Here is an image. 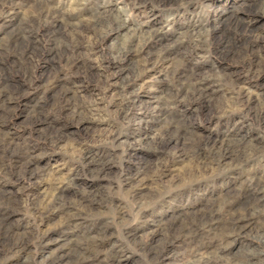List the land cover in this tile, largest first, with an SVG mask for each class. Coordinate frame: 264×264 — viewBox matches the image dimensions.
Segmentation results:
<instances>
[{
    "label": "rangeland",
    "instance_id": "rangeland-1",
    "mask_svg": "<svg viewBox=\"0 0 264 264\" xmlns=\"http://www.w3.org/2000/svg\"><path fill=\"white\" fill-rule=\"evenodd\" d=\"M42 1L45 0H0V194L1 191L11 193L16 200L14 207L5 210L8 214L6 222L8 227L26 240L24 248L18 252L6 256L1 253L0 261L8 259L13 264H64L68 260L69 248L93 232L97 221H101L108 236L105 249L115 244L116 247L120 246V254L127 257V264H145L131 248V243L120 238L119 230L126 225L145 230L163 219L166 213L175 210L189 212L201 207L208 199L216 198L231 186L234 185L235 188V184L244 178L264 173V153L251 159L249 165L234 166L231 176L219 170L220 172L192 178L189 177L192 171L189 159L172 157L163 177L149 182L143 190L140 201L148 205L143 206L142 209L145 210L141 214L134 209L133 202L128 198V188L123 184L119 185L118 175L126 173L127 170L131 173L138 172L142 170L144 162L152 168L165 157L164 153L154 150L162 139L165 126L160 123L152 124L150 128H137L130 121L131 117L125 121L117 120L115 107L120 101H126L127 95L119 93V90L125 87L126 93L146 100L147 104L140 111L155 114L156 110L153 108L167 100L168 93L176 84L175 81H170L173 67L194 70L197 77L203 76L209 82H214L211 101H180L174 114L170 109L165 113L176 117L182 112L185 113L187 120L191 122V130L198 135L222 136L227 132L235 140L248 133L251 144L257 142L259 146H264L260 125L254 124L252 118L234 112L227 115L211 110L216 103L224 106L226 103L223 101L230 98L229 82L234 83L236 90L243 88L254 93V97L257 94L259 99L264 100V59L261 63L252 60V71L256 69L261 72L255 77L247 73L240 55L245 48L264 55V17L260 18L257 13L261 5L259 0H187L159 7L149 2L139 4L136 0H88L83 11L76 14L74 9L78 0H49L53 8L60 9L64 14L65 21L62 24L55 22V19L44 21L39 17ZM228 4L238 5L237 19L249 16L255 18L250 22L251 26L256 27L255 33L243 30L229 32L232 34L231 42L235 49L226 58H220L213 49L200 54L189 51L185 57V51L180 46L177 50L179 55L184 56L180 65L169 61L154 63L150 52H156L158 48L152 45L142 50L138 46L132 47L127 58L117 65L103 69L106 63L111 62L112 47L123 40V36L96 38L94 35L92 38L94 32L88 28L73 37L70 34L71 28L68 27L71 22L75 24L78 17L86 18L95 11L102 13L122 7L125 9L122 18L131 29L140 30V34L150 24H160L163 42L170 44L175 40L180 42L179 33L189 29L191 25H197L196 21L205 27L223 24L222 19L226 15L221 13ZM12 37L17 38L16 42L12 41L7 45L6 42ZM154 41L148 40L147 43L150 45ZM207 41L214 43L211 37ZM138 76L140 78L135 79ZM80 101L89 104L96 101L99 104L97 122L91 127H87L85 121L79 120L77 123V118L73 115L72 107L76 104L74 102ZM112 132L114 136H125L115 142L110 139ZM134 133L143 136L141 143L134 144L132 153L125 158L127 148L134 143L133 138L128 135ZM100 138L102 142L106 138L110 140L101 143L98 141ZM11 149L20 158L14 160ZM176 149L178 148L171 147L167 153L171 155ZM27 150L35 156V163L31 166L35 175L31 179L22 174L26 161L23 153ZM88 151H95V157L110 161L107 176L96 178L84 172L81 161L83 154ZM143 159L146 161L143 162ZM68 180L70 181L67 182ZM62 181L67 182V193L64 192L67 197L83 195L84 192H81L91 186H102V192L108 199L122 202L123 208L117 211L111 205L102 203L95 208L94 213H84L81 220L72 224L66 223L61 214H48L41 219L31 217L22 210L25 201H37L43 195H50L51 189ZM2 211L0 208V212ZM36 231L39 235L46 232L47 244L44 243L43 246V243L31 238L30 233L34 234ZM155 240L158 243L161 236L157 235ZM243 240L244 242L233 245L231 251L236 252L240 247H258L252 232ZM260 259L264 260V252Z\"/></svg>",
    "mask_w": 264,
    "mask_h": 264
},
{
    "label": "bare ground",
    "instance_id": "bare-ground-1",
    "mask_svg": "<svg viewBox=\"0 0 264 264\" xmlns=\"http://www.w3.org/2000/svg\"><path fill=\"white\" fill-rule=\"evenodd\" d=\"M10 1L12 2L13 0ZM136 1L139 4H146L149 2L156 6L164 7L187 0ZM41 4L42 5L39 7V14L37 13L40 18L44 21L55 19V22L64 23V14L60 9L53 8L49 0L42 1ZM75 4L74 10H76V14H79L87 6L88 0H78ZM259 4L261 5V9L257 13L261 18L264 17V0H259ZM237 6L234 4L226 5L221 13L222 15H226L222 19L223 24L218 23L217 25H208L205 27L204 25H201L199 21H196L197 25H191L189 26V29L186 28L179 33V36H181L179 38L181 39L180 42H176L175 40L170 44L163 42L164 38L162 37L163 35L160 34L162 31V26L160 24H150L148 28L143 29L140 34L138 32L140 30L136 31L137 29H131L127 25V22L122 18L125 10L122 7L102 13L95 11L90 13L86 18L78 17L76 23L73 24L71 22L68 27L71 28L70 34L73 37L80 34L83 29L88 28L92 30V33L94 32L92 38L94 35H96V38L102 36L107 38L117 36L120 38V36H123V40H120L119 43L112 47L110 51V53H112L111 62L108 64L106 63L105 66L102 67L103 69H106L111 65H117L124 58H127L132 47L138 46V48L142 50L144 47H146L145 49H148L152 45L154 48H158V51L150 52V55L154 57V63L158 62L160 64L161 62L169 61L176 62L177 65L179 63L180 65V61H182L181 59L184 57H182L181 54L179 55L177 50L180 46L183 48V51H185V53H183L185 57H187L189 51L200 54V52L213 49L214 53L220 58H226V56L235 49L234 44L231 42L232 34L229 32L234 33L243 30L248 33H255L256 27L254 28L250 25V22L254 21L255 18L249 16V18L237 19L236 11L239 10ZM232 9L234 11L233 13ZM224 20L226 22H224ZM82 23H84V25H81ZM43 31L46 30L44 29ZM209 37H211L214 43L207 41ZM16 40L17 38L12 37L6 42V44L9 45L12 41L13 43L16 42ZM148 40H150V42L151 40L155 41L148 45ZM63 53L65 54V52ZM240 55H242V62L244 63L243 65L247 70V73L258 77V74L261 72H257L256 69L254 72L252 71V60L261 63L260 61L264 59V55H258L250 48L242 50V54ZM170 75L171 80H169L172 82L175 81L176 84H174V87L171 86L172 90L168 93V98L166 97L167 100H165L163 104L160 103V105L157 103L158 106L153 108V110H156L155 114L141 112L140 109L147 104V101L141 100L139 97H136V95L134 96V94L131 95L130 93H126L127 90L125 87L119 90V93H122L123 95L127 94L126 101H120V99V102L116 105L117 108L115 107L116 110L114 111L117 120L122 119L125 121L131 117L130 121L133 122L132 124L137 128H140L141 126L150 128L152 124L160 123H163L165 126L161 141L156 147H154V150L160 151L162 154L164 153L165 157L155 163L152 168L147 166L148 163L144 162L146 160L143 159L144 163L141 167L142 170L132 173L127 170L126 173H120L118 175L117 181L119 185L123 184L128 188L127 196L130 201L133 202L134 205H132L134 206V209L139 210L141 214H144L142 213L144 212L143 210H145L142 209L143 206H146V204L148 205V203H145L144 205V202L140 201L143 190H145L146 185L149 182H153L154 179L156 180L163 177L172 157H186L189 159L192 164V171L189 173L191 174L189 177L192 178L195 176L202 177L206 173L213 174L219 170L225 171L227 176H231L234 171V166L240 167L248 164V162L251 163V159L264 153V146H259L257 142L256 144L250 143L248 139L249 136L247 135L248 133L246 135L243 134L245 136L237 137L235 140L231 138L230 134L227 132L222 136L198 135L191 130V122L189 123L187 120L188 117L185 113L182 112V114L177 117L174 115L168 116L165 113L166 110L170 109L174 114L177 103L180 101H186L189 103L210 102L212 99L211 94L214 92V90L211 89L215 88L214 82H209L208 79L203 76L197 77L194 70H182L178 69L176 66L173 67ZM138 78H140V76L135 77V79ZM229 83V88L231 85V88L228 91L230 98H226L223 101L226 103L224 106L222 103V106H220L219 103L217 104L215 102L216 104L211 110L216 113H224L227 115L230 112L246 115L252 118L254 124L257 123L260 125L261 137L264 136L263 98L259 99L257 94H255L256 97H254V93L247 92L243 90V88L236 90L233 85L234 83ZM74 103L76 104L72 107L74 112L73 115L76 116L77 123L79 120L85 121L86 126L91 127L94 122H97L96 113L99 104L96 101H93L90 104L85 103V101L84 103L81 101L80 103ZM161 106H164V108L161 109ZM160 110H162V112ZM234 126L235 125H233V127ZM113 136L110 137V139L118 142L121 137L125 135L119 134ZM128 137L133 138L134 143L127 148V151L125 150L127 152L125 158L128 154L132 153L131 149H133L134 144L141 143L143 136L134 133L129 134ZM101 138L98 140L101 143L110 140L109 138H106L103 139L102 142ZM95 141H97V139ZM171 147H176L178 149L169 155L167 150ZM11 152L14 160L20 158L18 157L17 152H14L12 149ZM94 153L95 151H88L83 154L81 161L82 169L91 177L94 176L96 178H101L107 176L110 168V161L102 159L101 157H95ZM23 154V158L26 161L22 174L27 177V179H31L35 175V172H32L31 170V166L35 163V156L31 154L29 150L25 151ZM69 181L70 180L67 182ZM67 182H59L55 185V188L51 189L52 192L50 195H48L49 193L46 196L43 195L40 200L25 201L22 210L31 217L41 219L48 214H61L66 223L72 224L81 220L84 213L95 212V208L102 203L111 205L117 211H120L123 208L122 202L108 199L106 194L102 192V186L97 188L91 186V188L81 192H84L83 195L67 197L64 195V192H66L67 189ZM233 186L216 198L208 199L204 205L193 211L175 210L166 213L163 219L145 230H137L136 228L130 226L127 227L126 225V227L124 226L123 229L119 230L120 238L126 243H131V248L139 254L142 258V262L145 264H264V260L260 259L261 253L264 252V173L253 174L235 184V188ZM1 192L0 208H2L3 211L0 212V254L2 253L6 256L23 249L26 240L17 235L13 228L7 226L6 221L8 214L5 213V210L14 207L16 200L12 198L11 193L9 194L5 191ZM41 219L39 220L41 221ZM250 232L253 233L254 238L258 242V249L240 247L238 251L232 252L231 247L242 241L244 242V237ZM45 234L46 232L42 234L40 233L39 235L37 231L34 234L30 233L31 238L38 240L40 244L43 243V246L47 244L45 243ZM157 235L161 236V240L158 243L155 240ZM107 239L108 236L105 228L102 227V222L97 221L93 232L83 237L79 243L73 244L69 248L68 260L66 259L64 264H127V257H125L124 254H120L121 251L118 249L120 246L116 247L117 245L113 244L109 249H105ZM7 260L8 259H2L0 264H13V262Z\"/></svg>",
    "mask_w": 264,
    "mask_h": 264
}]
</instances>
